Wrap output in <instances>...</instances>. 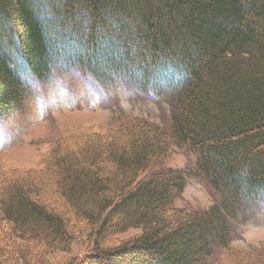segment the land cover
Listing matches in <instances>:
<instances>
[{
  "label": "trees",
  "instance_id": "trees-1",
  "mask_svg": "<svg viewBox=\"0 0 264 264\" xmlns=\"http://www.w3.org/2000/svg\"><path fill=\"white\" fill-rule=\"evenodd\" d=\"M64 74L165 95L171 123L81 128L45 167L1 173L0 264H222L215 249L264 204V0H0V121ZM171 145L196 153L214 207L175 205L186 170L149 179ZM232 257L264 264L263 249Z\"/></svg>",
  "mask_w": 264,
  "mask_h": 264
},
{
  "label": "rangeland",
  "instance_id": "rangeland-1",
  "mask_svg": "<svg viewBox=\"0 0 264 264\" xmlns=\"http://www.w3.org/2000/svg\"><path fill=\"white\" fill-rule=\"evenodd\" d=\"M157 71L167 77L179 75L177 70L173 73L168 69ZM77 79L73 74H64L41 84L35 82L22 112L17 117L0 121V175L45 167L51 152L50 141L61 138L65 143H71L81 128L93 131L113 126L125 128L132 116L163 127L171 123L173 105L165 95L158 96L148 91L141 96L136 89L122 82L97 86ZM196 160V153L171 145L167 155L150 170L149 179H155L160 171L168 168L186 170L185 187L175 205L200 212L214 207L216 202L208 182L202 179L204 175L198 173ZM43 197L48 198L49 193ZM135 231L118 238H127ZM81 235L85 236L86 231L83 230ZM3 238L5 236L1 235L0 241ZM85 238L81 237L74 243L72 255L82 257L86 254L89 241ZM253 249L264 250V209L257 212L256 222H247L237 228L230 243L221 249L216 248L213 257L222 264H230L234 252ZM47 259L55 264L67 260L68 255L56 252Z\"/></svg>",
  "mask_w": 264,
  "mask_h": 264
}]
</instances>
